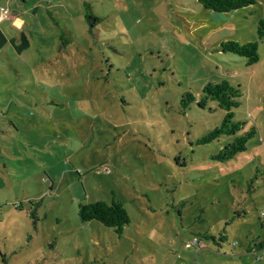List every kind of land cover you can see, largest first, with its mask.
Instances as JSON below:
<instances>
[{"label":"rangeland","instance_id":"rangeland-1","mask_svg":"<svg viewBox=\"0 0 264 264\" xmlns=\"http://www.w3.org/2000/svg\"><path fill=\"white\" fill-rule=\"evenodd\" d=\"M254 1L215 13L195 0H0L7 264H264V0ZM225 41L256 42L258 61L222 52ZM222 80L239 86L240 133L255 131L225 163L212 156L232 137L197 143L224 116L214 101L197 106L201 90ZM96 201L123 205L120 234L79 220L78 205Z\"/></svg>","mask_w":264,"mask_h":264},{"label":"trees","instance_id":"trees-1","mask_svg":"<svg viewBox=\"0 0 264 264\" xmlns=\"http://www.w3.org/2000/svg\"><path fill=\"white\" fill-rule=\"evenodd\" d=\"M203 9L215 13H229L255 3L254 0H195ZM89 21L94 20L91 16L86 17ZM97 20V18L95 19ZM264 32V21H260L258 35L262 37ZM224 53L242 57L246 60V65L251 66L258 61L257 43L247 42L239 44L235 41H225L219 46ZM241 96L239 86H234L227 80L218 83H208L201 90L200 99L197 101L199 108H205L208 101H214L217 107L224 112L222 121L218 126L208 131L198 141V144H208L218 141L221 137H232L231 141L220 148L212 156V159L225 163L239 153L245 152L249 140L255 135L254 129L245 133L242 131L243 123L233 119V109L238 106ZM182 104L185 107L188 103L194 102L190 93L184 95ZM78 218L81 222L97 221L107 228H112L120 234L123 227L129 223L128 214L123 205L117 201L107 204L103 201L78 205ZM29 217L34 219V211H30ZM213 238V237H211ZM0 261L7 264L6 257L0 253Z\"/></svg>","mask_w":264,"mask_h":264},{"label":"built area","instance_id":"built-area-1","mask_svg":"<svg viewBox=\"0 0 264 264\" xmlns=\"http://www.w3.org/2000/svg\"><path fill=\"white\" fill-rule=\"evenodd\" d=\"M8 15V10L5 8H0V21H2Z\"/></svg>","mask_w":264,"mask_h":264},{"label":"crops","instance_id":"crops-1","mask_svg":"<svg viewBox=\"0 0 264 264\" xmlns=\"http://www.w3.org/2000/svg\"><path fill=\"white\" fill-rule=\"evenodd\" d=\"M14 23V22H13ZM21 23H23L22 21H21Z\"/></svg>","mask_w":264,"mask_h":264}]
</instances>
